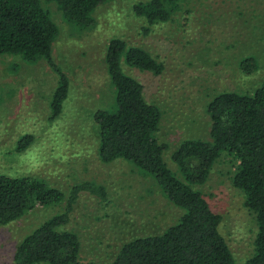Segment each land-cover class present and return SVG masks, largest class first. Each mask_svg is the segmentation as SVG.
Here are the masks:
<instances>
[{
	"label": "rangeland",
	"instance_id": "1",
	"mask_svg": "<svg viewBox=\"0 0 264 264\" xmlns=\"http://www.w3.org/2000/svg\"><path fill=\"white\" fill-rule=\"evenodd\" d=\"M140 1L147 0L103 3L93 12L94 23L82 28L67 23L55 2L40 0L59 29L52 56L70 82L55 118L49 102L58 76L46 60L0 54V173L33 175L66 194L80 182L104 188V199L83 191L73 204L68 226L81 241L79 264L109 261L124 242L159 233L182 213L152 175L122 158L103 162L98 157L92 113L112 97L104 63L110 39L143 47L164 66L158 75L125 64L123 69L159 106L158 136L168 146L163 159L178 176L172 152L184 139L210 138L207 102L221 91L252 90L264 76V0H174L170 19L152 25L134 13ZM248 55L259 66L245 75L238 63ZM23 136L32 140L17 151ZM237 163L221 154L195 187L222 216L220 231L242 264L253 253L257 225L231 181ZM63 207L64 202L39 206L1 226L0 264H14L19 240Z\"/></svg>",
	"mask_w": 264,
	"mask_h": 264
},
{
	"label": "trees",
	"instance_id": "2",
	"mask_svg": "<svg viewBox=\"0 0 264 264\" xmlns=\"http://www.w3.org/2000/svg\"><path fill=\"white\" fill-rule=\"evenodd\" d=\"M46 1L57 4L67 23L87 28L94 23V10L110 0ZM174 7V0H147L134 4L133 11L152 25L169 20ZM58 32L40 0H0V54L20 55L27 62L43 58L58 76L49 102L52 118L60 114L70 84L51 53ZM104 63L112 97L92 113L98 157L103 162L122 158L152 175L163 195L182 213L161 232L124 242L111 260L85 264H238L220 231L222 216L195 187L204 182L223 153L238 161L231 181L242 191L244 205L257 225L253 253L242 264H264V76L252 90L221 91L207 102L210 138L184 139L172 152L178 176L163 159L168 146L158 136L159 106L145 98L143 84L123 69L125 64L158 75L163 64L143 47L118 37L108 42ZM238 66L249 75L259 64L248 55ZM31 140V136L21 137L16 150L23 151ZM83 191L105 198L103 186L88 181L77 183L66 194L33 175L0 173V227L36 207L64 202L60 211L19 240L14 264H79L81 241L68 223L73 204Z\"/></svg>",
	"mask_w": 264,
	"mask_h": 264
}]
</instances>
